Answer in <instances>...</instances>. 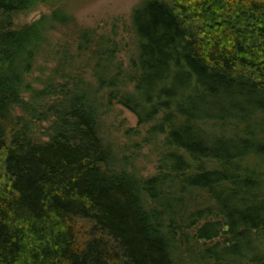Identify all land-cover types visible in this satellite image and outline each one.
I'll list each match as a JSON object with an SVG mask.
<instances>
[{
  "label": "trees",
  "instance_id": "trees-1",
  "mask_svg": "<svg viewBox=\"0 0 264 264\" xmlns=\"http://www.w3.org/2000/svg\"><path fill=\"white\" fill-rule=\"evenodd\" d=\"M71 25L59 0H0V264H264V0L149 1L130 52L115 30L56 46ZM114 104L163 139L154 178L111 170Z\"/></svg>",
  "mask_w": 264,
  "mask_h": 264
},
{
  "label": "rangeland",
  "instance_id": "rangeland-1",
  "mask_svg": "<svg viewBox=\"0 0 264 264\" xmlns=\"http://www.w3.org/2000/svg\"><path fill=\"white\" fill-rule=\"evenodd\" d=\"M63 12L72 16L76 26L61 28L58 33L52 34V41L56 46L71 43L75 37L77 28L94 29L99 35H111L115 30L118 39L125 43L127 52L131 51L130 39H132L131 15L133 10L149 1L170 0H59ZM48 4H38L36 7L18 18L17 26L31 25L39 21L43 15L49 12ZM74 26V27H72ZM129 53L123 54V59L128 62ZM52 56L39 59L34 72L27 77L36 91L43 90L45 81L55 68ZM85 77L91 81L89 69L83 70ZM43 103V101H42ZM19 113V111H17ZM31 136L38 142L47 141L46 133L48 123L32 122ZM151 126H141L136 116L118 104H114L111 110L101 116L100 135L105 147L113 154L114 164L111 170L118 173L135 175L141 180H150L158 175L159 162L163 157V139L149 140L148 132ZM257 163V162H256ZM83 231L89 232V227L81 225ZM189 262H186V264ZM185 264V263H184ZM191 264V263H190Z\"/></svg>",
  "mask_w": 264,
  "mask_h": 264
},
{
  "label": "flooded vegetation",
  "instance_id": "flooded-vegetation-1",
  "mask_svg": "<svg viewBox=\"0 0 264 264\" xmlns=\"http://www.w3.org/2000/svg\"><path fill=\"white\" fill-rule=\"evenodd\" d=\"M229 229L226 227L225 229H224V231L225 232H227ZM220 241L222 242V243H227L226 242V239L225 238H223V235H220ZM228 245H229V243H227Z\"/></svg>",
  "mask_w": 264,
  "mask_h": 264
}]
</instances>
